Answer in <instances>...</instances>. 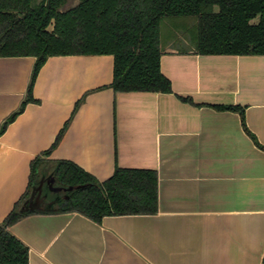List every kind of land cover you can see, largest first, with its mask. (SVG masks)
I'll list each match as a JSON object with an SVG mask.
<instances>
[{
  "label": "crops",
  "instance_id": "1",
  "mask_svg": "<svg viewBox=\"0 0 264 264\" xmlns=\"http://www.w3.org/2000/svg\"><path fill=\"white\" fill-rule=\"evenodd\" d=\"M35 62L0 56V128L26 98ZM161 69L172 92L115 91L111 54L55 55L42 65L37 101L0 135V221L81 99L43 157L101 181L117 167L156 169L159 203L155 214L101 222L29 214L9 229L29 246L30 264H264V54L168 48ZM214 105L244 107V118Z\"/></svg>",
  "mask_w": 264,
  "mask_h": 264
},
{
  "label": "trees",
  "instance_id": "2",
  "mask_svg": "<svg viewBox=\"0 0 264 264\" xmlns=\"http://www.w3.org/2000/svg\"><path fill=\"white\" fill-rule=\"evenodd\" d=\"M168 48L264 54V0H0V56L36 57L27 96L0 135L28 102L37 101L33 86L50 56L111 54L115 91L172 92L161 69ZM214 107L240 111L244 118V107ZM72 116L53 145L31 161L28 188L0 221V264H30L29 246L9 227L35 212H79L96 222L109 215L158 212L156 169L117 167L101 181L73 161L43 157L58 144ZM48 179L61 188L49 202L47 191L37 194ZM41 201L47 206H38Z\"/></svg>",
  "mask_w": 264,
  "mask_h": 264
},
{
  "label": "rangeland",
  "instance_id": "3",
  "mask_svg": "<svg viewBox=\"0 0 264 264\" xmlns=\"http://www.w3.org/2000/svg\"><path fill=\"white\" fill-rule=\"evenodd\" d=\"M178 47H180V46H178ZM181 48H183V47H181ZM52 183L53 182H52L51 179L50 180L48 179V181L45 182V184L43 183L46 187L44 185H42L41 189L37 192L38 197H40L42 193H45L47 191L48 192V197H47L48 200L47 201L49 202V199L52 198L57 191H60L61 190V188L59 186H57L55 184H52ZM38 206H44V207H46L47 206V203H45V201L44 202L41 201L38 204Z\"/></svg>",
  "mask_w": 264,
  "mask_h": 264
},
{
  "label": "water",
  "instance_id": "4",
  "mask_svg": "<svg viewBox=\"0 0 264 264\" xmlns=\"http://www.w3.org/2000/svg\"><path fill=\"white\" fill-rule=\"evenodd\" d=\"M43 208V207H42Z\"/></svg>",
  "mask_w": 264,
  "mask_h": 264
}]
</instances>
